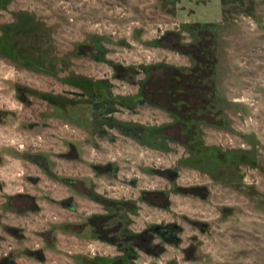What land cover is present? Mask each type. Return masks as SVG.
<instances>
[{
  "label": "rangeland",
  "instance_id": "1",
  "mask_svg": "<svg viewBox=\"0 0 264 264\" xmlns=\"http://www.w3.org/2000/svg\"><path fill=\"white\" fill-rule=\"evenodd\" d=\"M0 264H264V0H0Z\"/></svg>",
  "mask_w": 264,
  "mask_h": 264
},
{
  "label": "flooded vegetation",
  "instance_id": "2",
  "mask_svg": "<svg viewBox=\"0 0 264 264\" xmlns=\"http://www.w3.org/2000/svg\"><path fill=\"white\" fill-rule=\"evenodd\" d=\"M65 178H72V177L66 176ZM143 192L146 193L148 192V190H143ZM60 202L70 209H75L76 207L74 203V197L71 194L63 197ZM121 222L122 221L120 219L118 223H114L113 228H111L112 235H110V243H112L116 249H122L123 248L122 243L123 241L126 240V242L124 243L125 244L124 248L126 251H123V254L125 255L133 254L132 252L133 248H139V249H143L146 251L151 250V247H152L151 245H153V248H155L154 243H152V238L154 237V235L157 234L163 237L172 236L171 234H172V231L174 230L172 228L176 227V223L164 225L160 222L154 221L152 224L145 226L142 229H134V227L131 228L128 226H123V222L122 223ZM95 227L96 226H94V229H95V233L99 237L98 239L99 240L103 239L101 238L102 235L100 233L99 227L98 226L97 228ZM118 233L120 234L118 235ZM155 244H158V243H155ZM94 262H96V260Z\"/></svg>",
  "mask_w": 264,
  "mask_h": 264
}]
</instances>
